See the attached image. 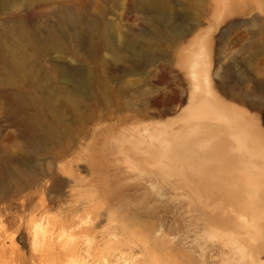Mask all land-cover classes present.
I'll return each mask as SVG.
<instances>
[{"label": "rangeland", "instance_id": "374dc122", "mask_svg": "<svg viewBox=\"0 0 264 264\" xmlns=\"http://www.w3.org/2000/svg\"><path fill=\"white\" fill-rule=\"evenodd\" d=\"M157 1L158 5L152 0H0V145L11 151L18 146L25 150L31 140L21 130L29 118L50 124L55 131L48 140L36 135L33 165L37 183L17 191L13 182L8 192L0 194V264H189L186 256L191 253L185 249L189 239L183 240L182 228L189 205L201 209L197 229L203 228L202 235L215 226L217 213L220 217L234 211L233 206L234 212L239 209L237 215L232 211L235 218L231 215L233 222L224 227L229 234L223 248L226 253L218 256L215 247H210V264L234 255L236 241L230 238L237 225L260 237L252 241L253 251L264 264V192L257 196L258 190L241 184L242 176L237 180L243 192L250 188L248 194L245 191L249 201L257 200L255 195L261 198L255 200L261 204L252 209V213L257 211L253 217L247 209L254 201L246 200L251 215L247 221L242 207L247 195L244 192L241 201L236 195L243 193L240 185H236L238 192L232 187L231 196L241 206H232L236 203L231 204L230 195L226 204L220 199L227 193L211 192L198 173L194 178L183 175V163L176 162L198 154L201 141L196 128L212 125L190 112L205 100L237 119L251 114L248 117L261 126V136L254 141L264 158V0H229L227 14L220 0ZM193 52L206 57L196 54L193 58ZM198 59L207 73L210 98L194 91L198 80H193L192 70ZM79 80L86 83L80 93L74 90ZM233 106L239 110H232ZM159 127L167 128L162 136L163 198L143 179L154 176L155 181L157 177L150 161L144 159L150 160L149 134L155 136ZM128 139L135 144L126 145ZM141 164L145 172L138 167ZM235 171L231 172L234 180L239 174ZM197 177L202 183L194 184L201 180ZM86 200H92L90 206ZM219 201L223 210L225 205L232 207L214 213L216 209L203 205H218ZM74 204L79 210L70 218L78 217L76 227L93 229L92 236L61 229L60 222ZM96 220L101 223L94 228ZM134 225L156 230L147 236H130L127 229Z\"/></svg>", "mask_w": 264, "mask_h": 264}, {"label": "bare ground", "instance_id": "6f19581e", "mask_svg": "<svg viewBox=\"0 0 264 264\" xmlns=\"http://www.w3.org/2000/svg\"><path fill=\"white\" fill-rule=\"evenodd\" d=\"M220 2H221V10H223V12L226 13V14L228 12L230 13L231 9L230 10L227 9L228 6L230 5L229 0H220ZM152 4L158 5L159 3H158L157 0H152ZM194 53L195 52H193V55H192L193 58H195L196 54H197V56L200 55V53H196L195 56H194ZM204 53H205V51H204ZM202 55L203 54H201L200 56H202ZM203 57H206V55L204 54ZM193 58H191V59H193ZM207 58H208V56H207ZM191 59H190V62L193 63L192 61L194 59L193 60H191ZM200 60L201 59H198L197 60L198 62L194 66L193 70L191 68H189L188 70H190V69L192 70V72H193V80L194 79L198 80V83H197L194 91L197 90L205 98H210L212 96V92L210 90V87L208 86L207 77H206V74L207 73H206L205 69H203L201 66H199V65H201V64H199V61ZM202 60L204 61L203 58H202ZM195 61H196V59H195ZM204 62H206V60ZM186 72H188V71H186ZM192 72H189V74L192 73ZM208 73H210V72H208ZM191 80H192V78H191ZM67 81H70V78H68ZM191 82H193L192 84L194 85V83L196 81L195 82L194 81H191ZM85 86H86L85 81L84 80L83 81L82 80H79V82L76 83V87H75L74 90L76 92L80 93V92H82L83 88H85ZM192 87L193 86L190 85V89ZM197 91L195 93H197ZM214 91L215 90H213V92ZM190 92H191V94H194V92L193 93H192V91H190ZM194 95L195 96H198V94L197 95L194 94ZM194 95H192V96H194ZM19 99L20 98H18V100ZM192 99H193V97L191 98V100H188V101L191 102ZM218 101H219V99H218ZM212 102H214L216 104V99H213ZM190 105H191V103H190ZM187 107H188V105H187ZM233 108H234V106L231 109L232 110H237L238 109V108H235V109H233ZM189 110H190V108H189ZM190 112H191V114L194 117L202 118L203 120H206L205 122H209V123L211 122L212 125L208 124L206 126L205 125L201 126L202 123H199L198 126H201V127L198 128V129L196 128V131H195L196 138H198L201 141V142H198V140H197V142H198V149L197 150L199 152H197L198 154L196 153L197 154L196 156H192L190 158H186V159L177 158L176 162H179L180 161L184 165L182 169L180 168L181 169L180 172L183 175L190 176V177H193V176L196 177L195 174L198 173L200 175V177H202L203 181H202V179L200 177H197V178H200L201 180L198 179V181H195L196 183L193 182L194 184H197L199 181L200 182L202 181L203 182V183L201 182L202 184L205 183V186L207 185L209 188H211L213 190L211 192H214V193H217V194H222L221 196H223V194L227 193L228 196H227V194H226L227 197L225 195L224 196L226 198L229 197L228 199H230V200L225 201L226 200L225 197L224 198L223 197H220V198H223V199H220V201L223 200L224 202H226V204H227L228 201L229 202L231 201V198L232 197L235 196V195L234 196H231L232 195V190L234 189V191H237L238 192V189H237L238 187L236 188V185H240L239 184L240 183V180L238 181L239 183L237 182V180L238 179H242V177H243L242 180L244 181V178H245L246 181L245 182L242 181L241 184L243 183V185L244 184H247L246 186H248V185L249 186H252L253 188L256 189V192L258 190L257 194H256V192H254L257 196L259 194H262L263 195L264 190H262V191L260 190V192H259V188H264V158L261 155V149H260L259 145L254 141V140L257 141L260 138V136H261V131H260V127L261 126H259V123L253 121V118L248 117V115H251V114H247L246 113L247 111L245 112V110H244V112L246 113V115L245 114H242L243 113V111H242V113H241L242 115L237 119L236 117L234 118V117L229 116L226 113H223V112L221 113V112L215 110L212 106H210L208 104V101L207 100H205L201 104V106H199V107H197V106H194L193 107L192 106ZM234 113H236V112H234ZM20 118H21V116H20ZM13 119H14V121L16 123L17 122L16 121V118L13 117ZM161 125H163V124H161ZM161 125H159V126H161ZM144 126H146V123H145ZM150 126H151V124H150ZM133 127L134 126H132V128ZM163 127L165 128L164 125H163ZM22 128H24V129L21 130V133L22 134H25L31 140L30 143H29V145L25 147V150H22L18 146L17 149H16V151H11L8 147L3 146V145H0V194L1 193L8 192L11 189V185L13 184V182H15V187L14 188L18 191L21 188L31 186L34 182L37 181V175H36V171H35L34 165H33V163H34L33 157H34V154L36 152V135L37 136H40V139L48 140V139H50L55 134V131H53V129H52V127H51L50 124L44 123V122L40 121L37 118H29V119H27L25 121V123H24V127H22ZM145 128L147 129L148 127H144V129ZM153 128L154 127H152V129ZM164 128L159 127L160 130L158 128H156L159 131L156 133L155 136L152 133L149 134V136L152 138V140L146 146V149L150 153V160H147L146 161V159H144V155H143V159L145 160L144 162L147 163L148 161H150L149 164L151 163V168L154 170V173H156V175H157L155 181L153 180L154 179V176L152 177V179H150L151 177H148V178L143 177V179L144 178L145 179H148L147 181H148L149 185L148 184L147 185L148 186H151L155 190V195H157L160 198L161 197L163 198V195H164V189H163L164 188V182L161 179V177L163 176L164 170H165V157H164V152L165 151H164L163 145H162V136L164 135L163 134V131L165 130ZM167 128L169 130V126ZM167 128H166V130H167ZM148 129L152 130L151 128H148ZM135 130H136V128H135ZM192 130L190 129V131H192ZM129 131H130V133H132L131 130H129ZM139 131H140L139 133H141L143 131V129H142V131L141 130H139ZM145 131H147V130H144V133H145ZM135 132H137V131H135ZM151 132H153V131H151ZM126 133H127V131H126ZM139 133H138V136L140 137L141 134L139 135ZM177 133H179V132H177ZM186 133H188V132H186ZM191 134H193V133H191ZM180 135L181 134H179V136ZM188 135H189V133H188ZM135 136L136 135H133L134 138H135ZM193 136H194V134L191 135V138ZM201 136H204V137H202V138H204L203 140H201L202 139ZM144 137H146V136H144ZM181 137H183V136H181ZM185 137H187V134H186ZM185 137H184V139H185ZM129 138L131 139V137H129ZM168 138H170V137H168ZM173 138H174V135H173ZM130 139H128L129 141L126 140V141H128V142H125L126 145L128 143H133V142H130ZM133 139H131V140H133ZM135 140H136V138H135ZM144 140H145V138H144ZM187 140L189 141L188 138H187ZM181 142H182V140H181ZM191 142H192V140H191ZM169 143H170V141H168V144ZM172 143L175 144L174 141ZM172 143H171V146H172ZM185 143H188V142H185ZM133 144H135V143H133ZM168 144H167V146H168ZM180 144L182 145V143H180ZM180 144H178V145H180ZM129 145H131V144H129ZM185 145L188 146V147L185 146L186 148H189V145H187V144H185ZM131 146H128V147L130 148ZM171 146H169V148ZM174 146L176 147V145H174ZM182 146L184 147V145H182ZM137 147H139V146H137ZM134 148H135V146H134ZM172 148L175 149V150H173ZM186 148H185L184 151L187 150ZM18 150L21 151V152H18ZM132 151L133 150H131V152ZM144 151H146V150H144ZM170 151H175L176 152V148L171 147L170 148ZM170 153L172 154V152H170ZM131 154L134 155L133 153H131ZM173 154H175V153H173ZM176 154H178V152ZM165 155H167L166 158H168V154H165ZM180 155L181 154L179 153L178 156H180ZM182 155H183V153H182ZM136 156H138V155H136ZM141 156H142V154H141ZM126 158L128 160V157H126ZM131 158L133 159V157H131ZM134 158H135V156H134ZM136 159H137V157L135 158V160ZM175 159H176V157H175ZM135 160L133 161V163L135 162ZM135 163H137V160H136ZM139 163L140 162L138 160V164ZM149 164H147V165H149ZM138 167L141 168L140 170H142V171L145 172V169L143 170L142 164H141V166H138ZM229 169H234L233 171H231V170L230 171L231 172H234L236 170L235 172H238L240 174V176H239V174H237L238 176H237V179H235L236 181L234 180L235 177L233 178V176H232L233 173L229 172ZM112 170H114V169H112ZM136 170L139 171V173H140V170L139 169H136ZM134 172H136V171H134ZM139 173H138V175H139ZM45 174H47V172H45ZM135 174H137V173H135ZM150 175H151V172H150ZM234 175H235V173H234ZM168 179H170V178H168ZM64 180H63V182H65ZM57 182H59V181H57ZM200 182H199V184H200ZM172 183H173V181H172ZM186 183H187V181H186ZM194 184H192V185H194ZM192 185H191V187H192ZM207 186H206V188L208 189ZM242 186L239 187V191H242V189H243V187L245 185L243 187ZM232 187H233V189H232ZM206 188H204L205 189V193H206ZM240 188H242V189H240ZM235 189H237V190H235ZM249 189L246 188V190H247L246 191L245 188H244V192L246 191L247 194H248V190ZM186 190L188 191V188ZM203 190L201 189V191H203ZM188 192L190 193V191H188ZM244 192L242 194H241V192L240 193H237V194H236V192H234L237 196H239L238 197V199H240L239 201H241L242 198L244 200V197H245V195H243ZM246 192H245V194H246ZM201 193L202 192H200V194ZM203 193H204V191H203ZM214 193H212V195ZM177 194H179V193H177ZM212 195L207 196V197H209L208 199H210V197H212ZM229 195L231 196V198H230ZM241 195H243V196H241ZM250 195H251V193H249V196ZM256 195H255V198H257V200L258 199H261V198H264L263 197L264 195L262 197L260 196L261 198L256 197ZM202 196L203 195H201V197ZM204 196H206V195H204ZM214 196H216V194ZM240 196H241V198H240ZM198 197L199 196H197L196 199H198ZM250 197H249V199H252L254 196L252 195ZM213 198L214 197H212L211 200ZM234 200H236V197H235V199H233L231 201V204H232V202ZM243 200H242V202H240V204H242L244 202ZM246 200H247L248 203L250 201L251 202L254 201V203L252 202V203L248 204L251 208L246 204L247 203ZM255 200L253 198V200H250L249 201L248 200V195L246 196L245 202H244V205L245 206H242V207H244V209H243L244 211H246V208L245 207L250 208V209H247V211L249 210V213H251V215H252V216L249 215V213H247V211H246L245 213H246L247 216L249 215V216L253 217V215H257V211H256V213H252V212H254L253 210H255L254 207L257 206L258 204L260 205L261 202L255 204V202L257 201V200L255 201ZM91 201L92 200H86V201H84V203L87 204L86 206H90V202ZM220 201H219V204L218 205H217V203H216V205H212V206H209L208 203L207 204L204 203L203 205L205 207L206 206L207 207H210L211 209H216V211L214 212V213H216L219 209H221V206H220L221 205V202ZM239 201H238V205H239ZM200 202H201V200H200ZM229 202H228V204H229ZM257 202H259V201H257ZM186 203H187V201H186ZM235 203L236 204H232V206L233 205H237V202H235ZM222 204L225 205L223 202H222ZM252 204H255V205L253 206ZM184 205H186V204L184 203ZM203 205L201 207H203ZM225 206L227 207L228 205H225ZM232 206H230V207L228 206V208L230 209ZM239 206H241V205H239ZM252 206H253V208H252ZM205 207H203V209ZM242 207H240V208H242ZM225 208H224V210H225ZM233 208H234V211H235V206H233ZM236 209H237V207H236ZM256 209H258V208H256ZM78 210H79V206H77L76 204H74V206H71L68 209V212H67V214L64 217V220H62L60 222L61 229H63V231H69V230H71V233L72 234H76V235H79V236L90 237V236L93 235V229H84L80 225H78L76 227V225L78 223V219H77L78 217L77 218H74V217L73 218H70V216L74 212H77ZM221 210L224 211L223 208ZM237 210L239 212V209H237ZM232 211L233 210L230 209L228 211V214L224 213V215H222L220 217H218L219 216V213H217V217H216V219H218V220H216L217 226H216V223L213 222V220H212L213 218H211L212 216H210V219H209V220H211L210 222H213L216 227L213 224H211L214 227H210L209 229H205V231L203 232V235H202V234H199V233L201 232V230L203 231V228L200 229V232H198L199 229H197V224H198L197 221L199 220V218L201 216V209H199L198 207L189 205V209L187 210V215L185 216V219H184V224L182 225L183 234H184L183 235V240L189 239V241L186 242L187 244L184 243L185 245H187V246H185L186 252H190L191 253V255L186 256L187 262L189 264H210V262H208V260H207V258H209L208 257V254H209L208 251H209V248L210 247H215V249L217 250V254L218 253L219 254H222V252H223V254L226 253L223 248L228 245V243H227V241H228L227 240V236H229V234L226 232V228H224V227H228V225L230 224V221H231V223L233 222L232 221L233 218H231L232 217L231 215H233L234 218H235V215H237V213H238V212L236 213V212L233 211L235 213V215H234V213H232ZM224 212H226V211H224ZM229 212H231V213H229ZM245 213L244 212L242 213V216L243 217H244ZM249 216L246 217L245 220H247V221L250 220L251 218L250 219H247V218H249ZM243 217H241V218H243ZM209 220H207V221L209 222ZM239 220H241V219H239ZM261 220L263 221V218ZM214 221H215V219H214ZM242 221H243V219H242ZM100 223H101V220L94 221L93 222V227L96 228ZM236 223H237V221H236ZM239 223H241V222H239ZM243 223L244 222H242V224ZM245 223H247V222H245ZM263 223H264V221H263ZM257 224H258V221H257ZM231 226H233V225H231ZM231 226H230V228H231ZM237 226H239V225H237ZM237 226H236V231H234V234H232L233 237L230 238V239H233L232 241H234V240L236 241L234 243V247H235V250H234V253H233L234 255L232 257H229V256L221 257L220 258V264H260L259 257H257L256 255H254L255 252L253 251V244H252V241L254 239H256L255 236H258V235L255 234V236H254L253 235L254 233L251 234L252 231L247 230V228H245L244 226L241 227L242 225L240 226L241 228H239ZM201 227H202V225H201ZM232 228H234V227H232ZM127 230H128V234L130 236H136V235H145V236H147V235L151 234L152 231L154 232L156 229H152V227H146V228L140 229L139 227H136L134 225L133 227H130ZM190 233H191V235H190ZM262 239H263V237L261 236V241H262ZM256 240H258V239H256ZM208 241H211V242L214 241L216 243H213L214 244L213 245V244H209ZM261 241L259 242L260 245L257 243L259 245V247L262 244ZM258 245H256V246H258ZM254 247H255V244H254ZM215 249L213 248V250H215ZM259 250H261V248L258 249V251ZM183 251H181V252H183ZM262 251H264V249H262ZM259 252H261V251H259ZM219 254H218V256H219Z\"/></svg>", "mask_w": 264, "mask_h": 264}]
</instances>
